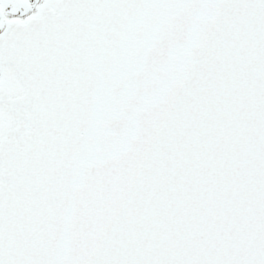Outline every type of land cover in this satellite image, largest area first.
<instances>
[{"label":"snow or ice","instance_id":"6c2138e0","mask_svg":"<svg viewBox=\"0 0 264 264\" xmlns=\"http://www.w3.org/2000/svg\"><path fill=\"white\" fill-rule=\"evenodd\" d=\"M0 264H264V0H0Z\"/></svg>","mask_w":264,"mask_h":264}]
</instances>
